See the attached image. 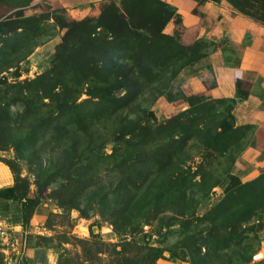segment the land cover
<instances>
[{"label":"trees","instance_id":"trees-1","mask_svg":"<svg viewBox=\"0 0 264 264\" xmlns=\"http://www.w3.org/2000/svg\"><path fill=\"white\" fill-rule=\"evenodd\" d=\"M33 1L0 0L14 10L0 15V162L14 175L0 188V219L27 232L51 198L61 212L49 213V229L57 217L73 225V210L113 226L116 242L93 229L90 240L40 235L39 244L59 249L58 264H161L165 252L190 264H250L249 239L264 228V171L244 182L233 170L255 126L237 125L231 98L184 95L189 107L164 120L153 109L217 44L166 32L177 8L165 0H107L81 20L60 6L27 15ZM227 1L264 23V0ZM61 32L50 66L19 79V64ZM215 188L222 198L199 214ZM155 221L149 236L177 232L178 243L139 241ZM74 240L84 247L75 258L62 253Z\"/></svg>","mask_w":264,"mask_h":264},{"label":"crops","instance_id":"crops-1","mask_svg":"<svg viewBox=\"0 0 264 264\" xmlns=\"http://www.w3.org/2000/svg\"><path fill=\"white\" fill-rule=\"evenodd\" d=\"M105 1L50 0L78 20L97 14ZM165 1L177 8L166 32L179 30L185 42L206 38L217 47L199 63L183 69L175 80L177 94L172 99L161 96L153 109L158 119L164 120L189 107L184 95L236 99L237 125L255 128L233 171L244 182L252 180L264 171V23L240 12L227 0ZM13 184L10 167L0 162V188ZM1 223L6 222L0 219ZM16 229L24 231L21 225Z\"/></svg>","mask_w":264,"mask_h":264},{"label":"rangeland","instance_id":"rangeland-1","mask_svg":"<svg viewBox=\"0 0 264 264\" xmlns=\"http://www.w3.org/2000/svg\"><path fill=\"white\" fill-rule=\"evenodd\" d=\"M52 7L54 8L55 6L51 4L50 0H34L26 7H24V10L27 15H34L49 12ZM12 12H14V10L11 6L0 8L1 16H7ZM52 21L53 20H51V22ZM61 35L62 32L61 34L56 35L52 39L36 47L35 50L29 55V57L19 64L21 70V76L19 77V79L29 78L25 77L23 74L28 73L32 67H37L38 74H40L50 66V62L52 59V55L55 52L56 45L61 41ZM11 70L15 71L16 68L13 67ZM4 73H6V75L10 77V80L16 79V77H13V72ZM38 74L35 73V76ZM108 151L111 152V145L108 147ZM4 154L7 157H13L15 153L12 149H10L4 152ZM22 164L24 168L23 173L31 174L29 173V165H27V163L25 162H22ZM222 196L223 190L221 188H215L214 191H212L210 197L203 201V203L198 209V213L203 214L208 208L211 207L212 204L219 201ZM50 212L59 213L61 212V209L59 208L55 200L48 198L44 201V203L38 209L35 217L31 220L30 225H28L27 232L25 231L22 225L21 226L23 227L24 231L16 229L17 232H19L20 234H24L27 237V246L24 254L13 255V264H26V262L28 261H32L33 264H58L60 256L59 249L50 247L46 243L39 244L41 240L38 237L40 235L56 237L57 234L67 232L76 238L90 240L92 238L93 229L96 233L100 232L103 239L106 241L116 242L119 240V237L115 233L112 225L107 222H101L100 228L99 224H97L96 222L98 221V219H100L98 215L91 214L90 218H85L81 216L78 210L72 211L73 225L64 222L60 217H57L55 221V226L49 229L46 227L45 222L49 218ZM167 214L171 215V213ZM11 226L16 227L17 225ZM157 226L158 221H155L152 224H146L144 226V232L137 234V238L139 239V241H150L151 243H158L157 239H161L165 241V244L169 245L178 243L180 235L177 232L168 236H160L159 234L149 236L150 233L156 232ZM251 235L252 236L249 239V242H251V244L253 245V261L250 264L261 261L264 262V228L258 233ZM63 246L65 247V250H62V253H66L67 256L73 258H75L76 255L79 253L82 254L84 249L83 245L80 244L77 240L65 243ZM21 248L22 245L20 246V249ZM165 255L167 258L160 260L161 264H190L188 261L185 260H174L170 258L171 253L169 252H166ZM3 264H9L8 261H6L5 256Z\"/></svg>","mask_w":264,"mask_h":264},{"label":"built area","instance_id":"built-area-1","mask_svg":"<svg viewBox=\"0 0 264 264\" xmlns=\"http://www.w3.org/2000/svg\"><path fill=\"white\" fill-rule=\"evenodd\" d=\"M35 73L38 74V68L32 67L28 73L23 75L25 77H35ZM27 176L31 181L32 189H35L36 175L31 173L27 174ZM21 245L22 248L20 249ZM26 246L27 237L24 234L17 232L15 226H11L7 223L0 224V251L4 254L5 259L9 264H13V255H22L25 253Z\"/></svg>","mask_w":264,"mask_h":264},{"label":"bare ground","instance_id":"bare-ground-1","mask_svg":"<svg viewBox=\"0 0 264 264\" xmlns=\"http://www.w3.org/2000/svg\"><path fill=\"white\" fill-rule=\"evenodd\" d=\"M262 254H263V253H262ZM262 254H261V255H262Z\"/></svg>","mask_w":264,"mask_h":264},{"label":"water","instance_id":"water-1","mask_svg":"<svg viewBox=\"0 0 264 264\" xmlns=\"http://www.w3.org/2000/svg\"><path fill=\"white\" fill-rule=\"evenodd\" d=\"M165 254H166V252H165Z\"/></svg>","mask_w":264,"mask_h":264}]
</instances>
